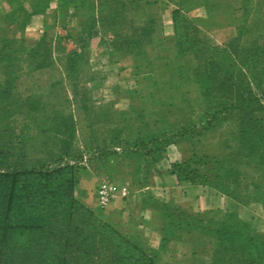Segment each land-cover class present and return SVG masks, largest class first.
I'll use <instances>...</instances> for the list:
<instances>
[{
	"label": "rangeland",
	"instance_id": "rangeland-1",
	"mask_svg": "<svg viewBox=\"0 0 264 264\" xmlns=\"http://www.w3.org/2000/svg\"><path fill=\"white\" fill-rule=\"evenodd\" d=\"M127 27L63 38L67 66L60 32H0V254L61 264L93 238L76 264H264V0H144ZM104 181L130 194L99 207Z\"/></svg>",
	"mask_w": 264,
	"mask_h": 264
},
{
	"label": "crops",
	"instance_id": "crops-1",
	"mask_svg": "<svg viewBox=\"0 0 264 264\" xmlns=\"http://www.w3.org/2000/svg\"><path fill=\"white\" fill-rule=\"evenodd\" d=\"M129 1L2 0L0 20L5 23V27H0V32L18 35L26 42H37L41 41L46 33L56 31L60 32V40L63 44L65 43L63 38L70 40L72 37V42L78 47L77 42L81 36L92 37L95 32H100L103 38L105 32H128ZM134 1L144 2V0ZM113 21L120 23L114 25ZM123 21L124 27L126 26L124 29ZM104 46H107L106 43ZM76 50L81 51V48L67 50L65 47L60 49V53L66 54Z\"/></svg>",
	"mask_w": 264,
	"mask_h": 264
},
{
	"label": "trees",
	"instance_id": "trees-1",
	"mask_svg": "<svg viewBox=\"0 0 264 264\" xmlns=\"http://www.w3.org/2000/svg\"><path fill=\"white\" fill-rule=\"evenodd\" d=\"M130 5H135V6H138V5H143L142 2H138V3H135L134 0H130L129 1V7ZM128 7V8H129ZM118 21H113L112 23L115 25ZM120 22H118L119 24ZM123 23H125L123 21ZM49 36V33H46V35L42 38L41 41H35L33 45H36L38 47V50L41 48L42 45H44V42L46 41V39L48 38ZM87 36V35H86ZM15 37V36H14ZM60 39V37H58ZM88 38H91L90 36H88ZM11 38H9L8 36L6 35H3V36H0V44L3 43L2 45L4 47H8V44L9 43H12L14 42L13 40H10ZM81 40V38H80ZM20 42L21 43H26V41L24 39H21L20 38ZM128 43V42H126ZM62 42L60 40V43H59V48L62 50L64 49L65 47L62 46ZM119 45V48H120V51L123 53L126 51V53H128V48H123V42L120 41V43L118 44ZM122 45V46H121ZM128 45V44H127ZM127 47V46H126ZM25 52L27 53H33V50L32 49H29V48H26L24 50ZM21 52V51H20ZM51 52V51H50ZM1 53V51H0ZM77 51H71V52H68L65 54V57H66V66L71 63L72 65L75 64V62H77V60L81 59L79 58L80 57V54H78L77 56ZM80 53V52H79ZM64 62V63H65ZM109 153L107 154H102V153H98V159L99 161L101 162V166L104 167V168H107L108 170H112V169H115V165H112L110 163V158L108 156H110L109 154H114L115 155V162L114 163H118V161L120 160H123V148L119 145H116V146H112V147H109L107 148V150ZM70 156H66V155H63L62 158L60 159V171L61 170H65V169H80V170H85L89 167V161H90V157L91 155L89 154H83L80 158H76L74 160H72L71 158H69ZM110 172V171H109ZM129 176V175H128ZM9 177H7L8 179ZM20 179H16L14 180L15 184L19 183ZM11 190V188H10ZM22 191V188H17L16 189V193H19ZM6 198V195L4 196ZM24 197V196H23ZM27 198L29 196H26ZM21 198V197H20ZM2 215V213H1ZM96 230V228L94 229ZM105 230V229H103ZM73 237V235H71V238ZM91 237V234H89L88 236L84 237L85 240L89 239ZM93 238H90V241H88L89 244H86L84 246H88L87 248L85 247H81L80 245H77V244H68L67 245V251L69 252H65L64 250V242L62 244H60V254H64V256L61 257V264H76L77 263V259L79 256H84L86 259H90V254L92 253L91 252V248H90V243H91V240ZM62 241V240H61ZM74 241V240H72ZM69 243H73V242H69ZM37 243L35 244H32V245H29L27 248L28 249H23L22 247L18 248V250L15 252V247H13L14 245L12 246H9L7 250H4V254L1 255L0 254V264H50L49 263V258H46L45 255H43V253L41 254H38L39 250L41 252H44V250L46 249V245L45 243L41 244L40 246H35ZM37 252V255L36 253ZM31 253V254H30ZM71 253V254H70ZM56 264H60V260L57 261Z\"/></svg>",
	"mask_w": 264,
	"mask_h": 264
},
{
	"label": "built area",
	"instance_id": "built-area-1",
	"mask_svg": "<svg viewBox=\"0 0 264 264\" xmlns=\"http://www.w3.org/2000/svg\"><path fill=\"white\" fill-rule=\"evenodd\" d=\"M130 194V190L127 185L118 187L114 184L104 181L101 183L96 191V199L99 207H107L114 197L121 195L122 198L127 197Z\"/></svg>",
	"mask_w": 264,
	"mask_h": 264
}]
</instances>
